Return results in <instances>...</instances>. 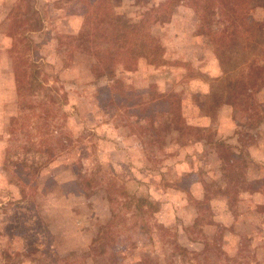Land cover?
I'll return each instance as SVG.
<instances>
[{"label":"rangeland","instance_id":"1","mask_svg":"<svg viewBox=\"0 0 264 264\" xmlns=\"http://www.w3.org/2000/svg\"><path fill=\"white\" fill-rule=\"evenodd\" d=\"M162 1L112 3L130 24ZM84 6L0 0V264H264V74L247 81L231 54L232 100L211 101L226 75L185 3L152 23L153 62L111 67L77 39ZM23 96L31 140L9 133Z\"/></svg>","mask_w":264,"mask_h":264},{"label":"trees","instance_id":"2","mask_svg":"<svg viewBox=\"0 0 264 264\" xmlns=\"http://www.w3.org/2000/svg\"><path fill=\"white\" fill-rule=\"evenodd\" d=\"M113 0H84V23L77 35L85 39V51L95 56L98 61L103 63L109 61V65L117 66L119 59H124L123 69L129 60H139L142 57L153 62L160 54L162 46L158 38L152 33L151 25L170 18L174 8L180 3L189 5L198 18L197 35H204L208 38L213 53L216 56L221 69L226 75L223 89L211 95V101L216 103L226 95V103L230 104L232 92L235 89L236 81L230 79V74L234 68L229 65L230 55L236 53L242 63L241 72L252 81L254 78L264 74V21L254 17L253 10L257 6H263L260 0H164L156 7L152 8L144 19L138 23L120 24L117 22ZM153 21V22H150ZM102 75L113 77L112 70L105 71ZM36 74H33L35 78ZM19 105L27 104L28 114L21 111L16 117L10 120L9 133L14 134L18 130V125L26 128L30 139L29 126L39 118L40 113L33 109V103L24 96L20 98ZM23 102V103H22ZM178 119V117H177ZM30 129V128H29ZM32 139V138H31ZM30 139V140H31ZM33 142V141H32ZM21 145L13 144L10 150L5 152L6 161L10 169L28 167V153L23 157L17 156L16 152L22 149ZM47 160L51 161L55 157L52 148L45 150ZM38 151V150H37ZM14 155V158L12 157ZM233 156L232 151L224 158L219 160L229 162V157ZM4 168H7L4 166ZM33 175L40 170V165L32 168ZM223 170V168H222ZM36 184V182H35ZM122 193H125L123 190ZM132 197V198H131ZM136 202L146 203V198L131 196ZM111 200V199H110ZM115 217L112 213V218ZM111 220L101 229L100 236H108ZM180 248V247H179Z\"/></svg>","mask_w":264,"mask_h":264}]
</instances>
